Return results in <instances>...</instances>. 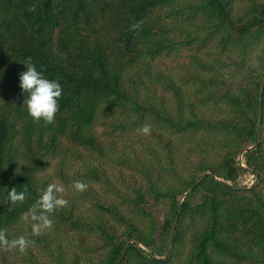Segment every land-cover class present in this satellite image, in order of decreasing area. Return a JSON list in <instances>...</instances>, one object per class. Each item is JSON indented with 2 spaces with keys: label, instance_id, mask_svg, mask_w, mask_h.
Here are the masks:
<instances>
[{
  "label": "trees",
  "instance_id": "trees-1",
  "mask_svg": "<svg viewBox=\"0 0 264 264\" xmlns=\"http://www.w3.org/2000/svg\"><path fill=\"white\" fill-rule=\"evenodd\" d=\"M263 78L264 0H0V264H264Z\"/></svg>",
  "mask_w": 264,
  "mask_h": 264
},
{
  "label": "clouds",
  "instance_id": "clouds-1",
  "mask_svg": "<svg viewBox=\"0 0 264 264\" xmlns=\"http://www.w3.org/2000/svg\"><path fill=\"white\" fill-rule=\"evenodd\" d=\"M26 70L19 74V87L22 93L27 94V99L24 100L27 114L33 122L43 121L45 124H51L59 107V100L62 95V88L56 79H47L43 73L39 71L30 58L22 61ZM77 189H83L84 185L77 182L75 184ZM57 192H62L63 188L53 185ZM52 188L44 192L40 199L41 206L48 212H51L55 207L62 206L67 203L64 199H56L52 195ZM25 193H17L14 189L8 192L7 199L15 204L16 202H23ZM39 227H34V234L39 232ZM3 234L0 233V239ZM25 240L20 237L10 243V247L19 246L23 251Z\"/></svg>",
  "mask_w": 264,
  "mask_h": 264
},
{
  "label": "rangeland",
  "instance_id": "rangeland-1",
  "mask_svg": "<svg viewBox=\"0 0 264 264\" xmlns=\"http://www.w3.org/2000/svg\"><path fill=\"white\" fill-rule=\"evenodd\" d=\"M50 168V167H49ZM49 168L47 169V170H49ZM253 181H254V176L251 174V173H246V174H244V176L242 177V179H241V183L242 184H251V183H253ZM78 200V199H77ZM80 201V203H81V205L82 206H86V205H88L89 204V202H87V201H84V200H79Z\"/></svg>",
  "mask_w": 264,
  "mask_h": 264
},
{
  "label": "water",
  "instance_id": "water-1",
  "mask_svg": "<svg viewBox=\"0 0 264 264\" xmlns=\"http://www.w3.org/2000/svg\"><path fill=\"white\" fill-rule=\"evenodd\" d=\"M264 83V78H263V80H262V84ZM261 109H262V94H260V105H259V112H261ZM259 117H260V114H259ZM260 135H261V130H260V125H258V136L260 137ZM259 142V140L256 142V143H258ZM248 148H246L245 149V151L247 150ZM243 166H245V165H243ZM130 242H134V239H130L129 240ZM168 251H169V248H168ZM167 251V252H168ZM123 253H124V251H123ZM121 258L122 257H120V259H119V261L121 260ZM165 258V257H164ZM119 263V262H118ZM118 263H116V264H118Z\"/></svg>",
  "mask_w": 264,
  "mask_h": 264
}]
</instances>
